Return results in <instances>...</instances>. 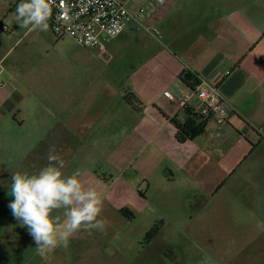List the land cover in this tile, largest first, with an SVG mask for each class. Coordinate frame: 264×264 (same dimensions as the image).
<instances>
[{
    "label": "crops",
    "instance_id": "1",
    "mask_svg": "<svg viewBox=\"0 0 264 264\" xmlns=\"http://www.w3.org/2000/svg\"><path fill=\"white\" fill-rule=\"evenodd\" d=\"M159 7H150L140 23L108 42L109 71L96 67L94 56L79 49L55 79L50 71L43 104L29 114L34 125L43 123V130L30 132L27 155L20 162H27L29 174L35 173L47 165L54 146L65 161L64 175L81 171V179L104 196L98 218L116 219L110 221L108 234H117L115 225L135 226L154 210V203L173 199L181 175L188 199L196 186L209 195L220 193L222 203L231 192L237 219H253L251 228L237 227L240 245L264 249V0H174L152 24ZM124 52L140 55L141 62H128ZM101 58L98 53L96 61ZM107 71L113 80L120 75L119 82H102ZM185 71L217 86L229 114L221 127L201 117L204 132L179 143L172 119L186 121L199 101L193 97L182 110L165 93L181 100L192 92L179 78ZM133 74L139 78L126 84ZM19 87L0 86V112ZM130 92L141 100L142 110L124 100ZM213 165L221 170L215 178L207 172ZM197 171L208 176L197 181ZM122 209L132 215L124 216ZM147 232L146 227L140 234ZM101 245L93 241L61 247L39 264H122L119 255L103 254Z\"/></svg>",
    "mask_w": 264,
    "mask_h": 264
},
{
    "label": "rangeland",
    "instance_id": "2",
    "mask_svg": "<svg viewBox=\"0 0 264 264\" xmlns=\"http://www.w3.org/2000/svg\"><path fill=\"white\" fill-rule=\"evenodd\" d=\"M208 1L212 3L215 0ZM248 1L251 0H245ZM20 2L0 0V79L4 84L15 87L20 84L15 97L0 112V264H39L48 254L54 255L56 249L61 248L40 255L27 229L13 218L8 207L13 199L9 194L11 175L15 172L30 173L27 162H20V158L27 155L30 132L43 130V123L34 125L29 114L31 109H40L43 104L44 86L50 71L55 79L61 67H69L75 49L94 56L95 66L109 71L106 63L111 54L108 50L104 59L96 61L100 51L84 50L69 37L58 38L49 27L47 31L21 28L15 20V9ZM134 3L151 6L150 0H133ZM123 56V59L133 64L141 62L140 55L135 56L132 52H124ZM108 71L102 73L100 80L119 82L120 75L113 80ZM135 76L133 74L127 79L126 84L139 78ZM29 83L35 86L29 87ZM23 99L24 105L19 106ZM20 108L22 113L19 112ZM23 119L25 121H21ZM207 172L215 178L221 170L213 165ZM196 175L197 181L208 176H200L199 171ZM179 180L178 193L173 199L170 196L168 201L158 205L154 203L151 208L154 210L143 215L135 226L126 228L115 225L118 227L117 234H108L110 221L116 219L106 216L98 218L104 222V233L98 230V234L77 232L68 246L77 247L83 242L87 246L93 241H101L104 247H101V252L110 257L119 255L121 259L118 262L122 264H264L261 263L264 262V249H253L252 244L243 249L240 245L238 237L241 235L237 233V227L242 225L249 229L253 219H237L236 202L231 192L226 197L227 202L222 203L220 193L209 195L196 186L194 196L188 199L184 196V176L181 175ZM218 186V190L223 187L221 183ZM158 213L162 217L156 216ZM57 214L54 212V215ZM160 221H163L164 228L162 226L156 238H150L153 226ZM146 227L148 232L140 234ZM100 237L103 239L99 240Z\"/></svg>",
    "mask_w": 264,
    "mask_h": 264
},
{
    "label": "clouds",
    "instance_id": "3",
    "mask_svg": "<svg viewBox=\"0 0 264 264\" xmlns=\"http://www.w3.org/2000/svg\"><path fill=\"white\" fill-rule=\"evenodd\" d=\"M50 15V0H21L15 9L16 22L29 31H47ZM47 161L35 173H12L9 194L13 199L8 205L42 256L67 247L77 232L106 231L104 222L98 219L104 196L81 179L79 170L64 175L65 161L54 146L48 151Z\"/></svg>",
    "mask_w": 264,
    "mask_h": 264
},
{
    "label": "built area",
    "instance_id": "4",
    "mask_svg": "<svg viewBox=\"0 0 264 264\" xmlns=\"http://www.w3.org/2000/svg\"><path fill=\"white\" fill-rule=\"evenodd\" d=\"M150 1V7L154 8L168 0ZM132 3L133 0H50L48 24L56 37H69L83 48L100 51L104 58L108 42L130 25L140 23L150 10V7ZM3 85L0 79V86ZM165 96L182 110L189 108V101L196 97L199 104L192 110L193 114L210 119L220 127L227 121L229 112L223 95L208 81L201 79L199 86L181 100L170 92Z\"/></svg>",
    "mask_w": 264,
    "mask_h": 264
},
{
    "label": "trees",
    "instance_id": "5",
    "mask_svg": "<svg viewBox=\"0 0 264 264\" xmlns=\"http://www.w3.org/2000/svg\"><path fill=\"white\" fill-rule=\"evenodd\" d=\"M179 78L181 82L191 91H194L200 84L199 78L189 71L183 72L179 76ZM124 100L128 104L132 105L136 110H142L143 103L137 97L136 94L132 92L127 93L124 96ZM200 119L201 117L196 114H193L186 121H181L177 118L172 119V123L174 124L175 130H176L175 137L179 143H185L189 140H193L204 132V129H205L204 123L199 122ZM121 213L124 216L132 215V212L128 209H122ZM163 225H164L163 221L156 223L153 226L154 228L153 231L149 233L150 238L152 239L156 238L161 233V229Z\"/></svg>",
    "mask_w": 264,
    "mask_h": 264
},
{
    "label": "water",
    "instance_id": "6",
    "mask_svg": "<svg viewBox=\"0 0 264 264\" xmlns=\"http://www.w3.org/2000/svg\"><path fill=\"white\" fill-rule=\"evenodd\" d=\"M174 0H168L164 5H161L152 16V24L159 21L173 6ZM148 24V26H152Z\"/></svg>",
    "mask_w": 264,
    "mask_h": 264
}]
</instances>
